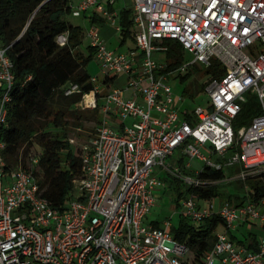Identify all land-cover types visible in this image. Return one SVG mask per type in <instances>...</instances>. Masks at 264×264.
<instances>
[{"label":"built area","instance_id":"1","mask_svg":"<svg viewBox=\"0 0 264 264\" xmlns=\"http://www.w3.org/2000/svg\"><path fill=\"white\" fill-rule=\"evenodd\" d=\"M131 1L134 49L113 52L98 26L86 31L103 78L98 84L91 77L94 87L79 106L99 107L102 119L79 148V175L72 180L63 210L52 208L41 196L27 168L7 169L0 141V264H183L189 249L173 239L170 222L144 224L154 195L164 185L155 170L189 187L218 183L198 179L200 170L191 178L166 164L180 149L190 160L215 170L239 166L235 178L241 181L264 174V0ZM114 2L107 0V6ZM93 10H100L119 32L118 13L103 1L80 0L71 14ZM66 41V34L57 38L59 45ZM167 41L192 54V62L164 72L166 60L160 63L152 57L165 54ZM8 48L0 40V129L6 123L14 78ZM212 59L221 64L224 75L209 76L206 111L197 107L179 114L163 81L186 74L192 66L208 67ZM78 91L72 85L65 94ZM245 94L257 98L260 112L234 132L232 123L247 101ZM206 147L220 156L233 148L236 153L215 163ZM37 162V155L30 154L27 167ZM181 207L195 224L215 214L222 220L223 231L215 232L214 245L201 264H264V198L241 205L220 202L215 211L211 200L189 196ZM247 225L262 231L255 250L233 238Z\"/></svg>","mask_w":264,"mask_h":264},{"label":"trees","instance_id":"2","mask_svg":"<svg viewBox=\"0 0 264 264\" xmlns=\"http://www.w3.org/2000/svg\"><path fill=\"white\" fill-rule=\"evenodd\" d=\"M112 6L108 5L109 10H113ZM71 9L70 0H0V40L4 46H9L7 54L13 65L14 77L6 123L0 129V141L5 144L3 159L7 169L18 165L27 168L38 184L41 196L52 208L58 210L65 208L70 198L72 180L79 175L80 170L81 152L66 141L67 128H79L83 122H93L95 125L100 123L99 107L86 110L79 106L82 96L94 87L86 67L94 58L95 49L89 45V56L86 58L78 52L83 30L68 22L67 16H72ZM132 16V7H123L118 11L120 45L127 38L134 43ZM89 19L90 25L101 26L105 22L103 18L94 15ZM65 34L66 43L59 45L57 38ZM164 45L167 46V68L164 72H168L182 64L183 48L174 41L164 42ZM193 69L198 77L219 78L224 75L216 59H212L208 67ZM189 73L178 77L182 81ZM72 85H76L79 91L66 95L65 91ZM205 86L195 85V92L187 90L189 96L192 98ZM259 112L257 102L255 107L248 102L244 103L241 112L233 120L234 132L248 125ZM184 117L188 121L191 119L186 114ZM35 147L40 150L37 154L38 162L29 168L26 161L32 150L34 153ZM186 159V156H181L175 165L181 174L189 176ZM225 170L203 165L197 178L221 182L227 175L235 176L239 166ZM172 179L186 185L178 179ZM234 182L250 190L242 198L234 195L232 200L228 196V204L241 205L249 200L264 198V174ZM218 188V184L205 188L187 186L186 193L198 201L211 200L219 195ZM180 197L179 192L177 201ZM152 225L159 227L158 223ZM218 226H222V220L216 214L198 224L191 223L182 212L179 214L178 225L170 228V232L174 240L189 249L183 264H201L203 256L214 245ZM240 235L233 238L247 249H256V233Z\"/></svg>","mask_w":264,"mask_h":264},{"label":"rangeland","instance_id":"3","mask_svg":"<svg viewBox=\"0 0 264 264\" xmlns=\"http://www.w3.org/2000/svg\"><path fill=\"white\" fill-rule=\"evenodd\" d=\"M79 0H70L71 5H76ZM101 3L103 0H100ZM105 5V4H104ZM123 7H132V1L131 0H115L113 4V8H123ZM90 14L87 13L85 16L81 14L80 16H67L68 22H70L72 25L80 26L83 30L82 38H81V43L78 46V52L83 56V57H88L89 56V51H88V46H89V38L86 35V31L90 27ZM132 35L134 34V28L132 27L131 29ZM120 35L119 33H113L109 38L105 40V45L107 49L120 53V52H125L127 48H133L134 43L130 38H127L125 43L123 45H120ZM154 56L152 57L154 60L162 63L164 62L165 59V54L163 53H155L153 54ZM182 64H189L193 60L192 54H190L188 51L183 50L182 53ZM195 67L199 68H205L203 65H198V66H192L188 69V72H191L187 75V77L184 80H180L178 76H173V77H168L163 81L165 85H168L171 88L172 95L174 98L175 106L179 112V114L185 113L186 111H193L197 107H201L204 111H206L208 107V93L206 92L205 88L203 90H200L199 92L195 93L194 96L191 98L189 95L190 93L187 91L191 89V92H195V85L198 87L205 86L206 83L209 80V76H202L198 77V75L194 72ZM89 75L91 77H96L97 78V83L100 84L101 79L103 78V73L100 70L99 64L97 63L96 59L93 58L89 64L86 67ZM183 97L182 100H177L179 97ZM124 98H128V93L124 95ZM246 98V103L248 102L249 105L252 107H255V103L257 101V98L251 94H245ZM102 102H99V106H101ZM243 106V105H242ZM154 115V113H153ZM99 116L100 119H102V114L100 112L99 108ZM159 117V116H158ZM95 124L93 122H83L82 126L79 128H74V127H68L67 128V135L65 137L66 141L71 145L73 148L79 149L83 141H89L94 134V129H95ZM205 152H208L211 154V161L215 163H223L224 161L228 160L230 157H232L236 152L235 149H229L228 151L225 152L224 156H220L218 154H212L211 149L209 148H204ZM39 148L35 147L34 148V153L37 155L39 153ZM33 154V150L32 153ZM183 156L180 149H177L171 157H167L165 159V163L169 164L173 167H175V162ZM187 163L190 165L189 168H187V172L189 174V177L194 178L195 175V170H200L203 167V162L199 161L198 159H189L187 158ZM28 164V160L26 161V165ZM227 173V170H225ZM155 174L162 180L164 183L163 186L159 187V193L154 195L155 203L154 206L149 210L148 214L144 218V224L145 225H151L153 223H158L159 226L164 221H169L171 224V228H176L178 225L179 221V214L182 212V207L181 203L184 198H187L188 195L186 193V185L178 184L175 182L171 176L162 173L159 169L155 170ZM258 174L252 175L251 177H255ZM232 178V180L227 179L225 181L218 182L217 184L220 185V188H218V193L219 195L216 196L215 198L211 199V203H213L215 207V211L217 210V207L219 206V202L223 200V204L228 203V196L232 197L234 195H238L239 197H244L247 195V192H249L250 188H247L245 186H240L238 185L237 182H234V180H238L235 178V176L229 177ZM232 184H229L231 183ZM181 193V197L177 201V194ZM179 204V205H178ZM14 216V214H12ZM192 223V222H191ZM223 231L221 226H218L216 229L217 233H221ZM256 233L258 237L262 236V231L257 229V228H250V225H247L246 227H243L239 231V237H241L240 234L244 233L245 235L248 233Z\"/></svg>","mask_w":264,"mask_h":264},{"label":"crops","instance_id":"4","mask_svg":"<svg viewBox=\"0 0 264 264\" xmlns=\"http://www.w3.org/2000/svg\"><path fill=\"white\" fill-rule=\"evenodd\" d=\"M80 1V0H79ZM78 1V2H79ZM78 4V3H77ZM76 4V5H77ZM105 4V5H104ZM103 5L105 6V7H107L108 8V6H107V0H103ZM72 6H75V5H72ZM112 8H113V6H112ZM121 8H113V10H115L117 13H118V11L120 10ZM89 14L90 15H94V16H96L97 18H103L102 17V15H101V11L100 10H93V11H90L89 12ZM117 22H118V18H117ZM98 26V25H97ZM99 27V30H100V35H101V37L103 38V40L105 41L107 38H109L110 36H111V34H112V32L113 33H119V32H117L116 31V29H115V27H113L112 25H110V24H108V23H106V22H104V24H102L101 26H98ZM130 49H134V47L133 48H127V50L126 51H128V50H130ZM125 51V52H126ZM120 53H124V52H120ZM202 169V168H201ZM200 169V170H201ZM195 171H197V170H195ZM199 171V170H198ZM159 191V190H158ZM156 192L157 194L159 193V192ZM220 203V202H219Z\"/></svg>","mask_w":264,"mask_h":264}]
</instances>
